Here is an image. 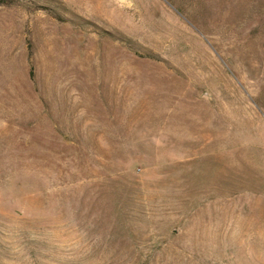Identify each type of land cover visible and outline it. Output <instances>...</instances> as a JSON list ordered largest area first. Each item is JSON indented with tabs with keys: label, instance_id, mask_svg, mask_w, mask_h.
I'll return each mask as SVG.
<instances>
[{
	"label": "rangeland",
	"instance_id": "rangeland-1",
	"mask_svg": "<svg viewBox=\"0 0 264 264\" xmlns=\"http://www.w3.org/2000/svg\"><path fill=\"white\" fill-rule=\"evenodd\" d=\"M0 264H264V0H4Z\"/></svg>",
	"mask_w": 264,
	"mask_h": 264
},
{
	"label": "trees",
	"instance_id": "trees-1",
	"mask_svg": "<svg viewBox=\"0 0 264 264\" xmlns=\"http://www.w3.org/2000/svg\"><path fill=\"white\" fill-rule=\"evenodd\" d=\"M6 4L4 0H0V5Z\"/></svg>",
	"mask_w": 264,
	"mask_h": 264
}]
</instances>
